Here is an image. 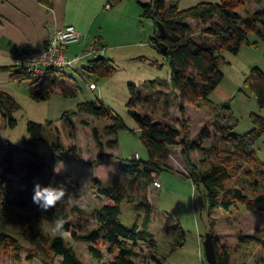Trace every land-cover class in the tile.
<instances>
[{
	"label": "rangeland",
	"instance_id": "1",
	"mask_svg": "<svg viewBox=\"0 0 264 264\" xmlns=\"http://www.w3.org/2000/svg\"><path fill=\"white\" fill-rule=\"evenodd\" d=\"M110 1L113 7L110 10L102 8L104 12L101 15L106 28L103 35L110 40L104 53L109 72L101 74L84 69L89 64L88 59L93 56L87 54L76 60L74 67L59 69L56 90L48 99L41 100L31 95L34 77H14L15 93L11 94L21 105L14 111L16 124L11 126L0 116V177L6 178L0 185V213L7 219L0 230L15 235L22 248L0 242V264H63L60 255L26 257L31 247L21 235L23 221L30 223L40 219V226L50 235H54L53 221L58 217L72 221V230L86 231L97 224L93 212L106 203H113L110 195L100 191V187L105 186L110 187L112 193H123L121 218L126 224H131L135 219L139 222L144 219L146 209L139 202L148 201L152 205L149 230L156 247L150 249L146 243H140L144 248L142 256L138 258L140 264H209L203 239L206 231L212 227L219 250L227 249L231 263L264 264V211L252 212L238 201L228 208L215 205L210 210L204 186L190 176L180 142L170 146L169 154L162 159L172 168L163 167L155 181L146 188L143 180L122 170L126 158L145 160L149 157L134 113H148L154 121L182 127L179 141L187 135L190 139L200 140L207 150L215 143L219 146L220 155L230 152L231 145L222 138L218 123L229 124L231 131L246 134L254 125L252 114L264 116V100L245 81L252 66L258 65L264 69L259 63L250 65L251 57H264V53L260 54V49L264 50V38L256 34L262 43L256 49L243 44L239 53L227 52L222 65L224 78L209 93V100L189 102L180 96L177 88L169 85L170 66L152 39L157 32L153 20L141 14L134 17V11H130L128 6L125 8L134 0ZM263 6L264 1L257 3L247 0L238 9L245 15V11L253 12ZM186 23L193 31L195 40L210 38L213 41V37L207 33L210 22L187 19ZM256 36L249 34L251 39H256ZM68 48H78L80 51L81 46L75 42L69 44ZM85 74L97 79V88L87 86ZM152 79L165 80L160 92L157 87H145L141 92L142 98L130 103L134 96L130 84L143 87ZM63 83L75 89L73 93H63ZM146 92L151 94L149 100L146 99ZM95 98L101 99L112 114L120 116L125 127L114 133H106L104 126L113 123L111 116L97 117L83 112L74 115L76 126L73 130L62 126L61 115L64 111H74L78 103ZM29 120L42 124V139L32 136L27 127ZM93 126L98 127L102 144L94 138ZM56 136H59L64 149L75 145L79 158L69 161L54 159L52 143ZM113 139L116 141L110 146L109 141ZM252 147L264 162V134L254 141ZM216 153V150H212L210 157L215 158ZM204 154L202 149L195 148L190 156L200 165L199 159ZM233 157V162L229 161L228 164L241 163L242 168L226 179L225 185L241 186L251 197L263 192L264 178L261 175V185H252L250 172L256 169V163L247 157ZM101 158L106 160L101 161ZM42 162L45 166L40 168L39 176H35L36 183L42 186L66 183L69 196L55 208L44 211L33 203L32 192L26 198L32 212L22 210L13 202L18 196L17 191L23 187L22 177L31 163L39 165ZM54 168L60 169L58 174ZM177 221L185 231L186 240L182 247L170 252L174 240L167 231H173ZM62 235L86 264H107L117 253L108 252L107 244L100 241L97 246L101 249L102 257L96 258L88 249V244L74 239L71 231ZM198 237L201 238V248Z\"/></svg>",
	"mask_w": 264,
	"mask_h": 264
},
{
	"label": "trees",
	"instance_id": "2",
	"mask_svg": "<svg viewBox=\"0 0 264 264\" xmlns=\"http://www.w3.org/2000/svg\"><path fill=\"white\" fill-rule=\"evenodd\" d=\"M138 1L143 7L142 16L152 19L156 27H158L157 22L164 24L166 33L163 40L166 47H162L158 28L152 39L157 50L170 66V87L177 88L180 91V96L189 102L201 103L209 100V93L224 77L222 65L226 61L227 52L236 54L243 44L258 45L257 40L250 39V33L264 38V6L253 12L245 11L246 14L244 15L240 13L238 8L247 0L202 1L187 8L179 7L177 0H172L169 3L167 0ZM253 1L260 3L264 0ZM187 19L210 22L211 25L207 28V33L213 37V41L210 38L204 39V41L195 40L193 31L186 23ZM96 55L97 53L88 59L89 64L84 69L101 74L109 72L107 57L104 55L97 58ZM15 67H11L14 76L22 78L27 75L32 76L26 68L21 67L19 70H14ZM4 68L8 67L5 66ZM57 71L58 69L50 67L45 75L32 76L35 78L33 81L34 88L31 92L33 98L41 100L51 96L58 84ZM245 81L264 100V69L258 65L253 66ZM164 84L165 80L162 79L149 80L143 87L131 83L130 89L134 96L130 103L142 98L143 88L156 89L157 87L159 88L157 91L160 92V86ZM61 90L65 94H71L75 89H72L69 84L63 83ZM145 94L146 99L149 100L151 94L148 92ZM165 101L168 102V99ZM20 106V103L11 93L0 89V113L9 125L14 126L16 124L14 111ZM77 112L88 113L97 117L111 116L113 123L104 126L106 133H114L125 127L124 120L120 116L112 114L99 98L87 99L78 103L77 109L74 111H64L61 115L62 126H67L73 130L76 126L74 115ZM133 115L141 128L140 137L148 149L149 157L145 160L135 157L126 158L122 170L143 180L145 188L155 181V177L163 167L172 168L162 159L169 154L170 146L180 142L183 145L181 152L190 169V176L195 182L204 186L205 197L210 210L215 205L228 208L238 201L242 202L252 212L264 211V191L251 197L245 193L241 186L230 187L225 185L226 179L234 176L235 172L242 168L241 163L228 164L229 161L233 162L235 155L247 157L256 163V169L250 172L253 176L252 185H261L262 180L259 175L264 178V162L257 156L252 144L264 134V116L253 113L254 125L246 134L231 131L229 124L218 123L222 138L231 145L230 152L220 155L219 146L215 143L207 150L200 140L190 139L187 135H184L185 137L179 141L182 127H174L167 123L154 121L148 113H134ZM27 127L32 136L37 139L43 138L44 130L41 123L29 120ZM92 130L94 138L99 144H102L98 127L93 126ZM115 141L116 139L109 141V145L113 146ZM195 148H200L205 152L199 159V163L203 167L196 164L190 156L191 151ZM212 150L217 151L215 158L210 157ZM76 151L75 145H72L70 149H64L59 136L53 140L52 152L53 158L56 160L69 161L79 158ZM105 160L101 158V161ZM44 166V162L39 165L31 163L28 166L27 173L22 177L23 187L19 188L18 196L13 199V202L20 209L32 212L26 198L33 192L36 183L35 176H39L40 168H44ZM5 181L6 178L1 176L0 185ZM94 181L97 182V179ZM100 191L110 195L113 198V203H106L93 212L97 224L86 231H76L71 229L72 221L66 220L64 232L71 231L74 239L86 242L88 249L96 258L102 257L101 249L97 243L100 241L106 243L108 252H117L107 264H140L138 258L142 256L144 250L140 243H146L150 249L156 247L153 234L149 230L152 205L148 201L139 202L146 209L144 219L142 222L135 219L131 224H126L121 218L120 201L123 198V193H112L110 187L106 186L100 187ZM6 223L5 215L0 213V226L3 227ZM175 225L173 231H167L174 240L170 252L182 247L186 240L185 231L180 223L177 221ZM211 229L213 231V227ZM213 233L220 264H234L230 262L227 249L219 250L215 232L213 231ZM21 235L31 247L29 253L26 254L27 258L37 254L44 257L53 254L60 255L63 264H86L62 234L50 235L46 233L40 226V219L30 223L23 221ZM0 242L15 248H22L19 239L4 229L0 230ZM153 258L156 259L155 256ZM157 261L158 263L161 262Z\"/></svg>",
	"mask_w": 264,
	"mask_h": 264
},
{
	"label": "crops",
	"instance_id": "3",
	"mask_svg": "<svg viewBox=\"0 0 264 264\" xmlns=\"http://www.w3.org/2000/svg\"><path fill=\"white\" fill-rule=\"evenodd\" d=\"M170 1L172 0H167V3ZM177 1L179 7L187 8L202 1L217 2L218 0ZM108 2H110V6L106 7L105 3ZM127 6L130 11H134V17L142 15L143 7L138 0L126 4L125 8ZM112 7L110 0H0V89L14 94L15 76L11 67L16 66V55L25 48L41 49L54 35L56 29L66 24H74L81 32V39L77 41L81 46L80 51L78 48L71 50L67 46L68 55L74 56L95 45L97 47L102 45L103 48L100 51L105 53V48L110 45V40L105 34L103 35L106 28H104V21L101 18L104 12L102 8L110 10ZM251 40L258 41V45L247 44L255 49L262 44L257 36L256 39ZM260 50V54L264 53V50ZM251 58L250 65L259 63L264 67V57ZM5 66L8 68H4ZM17 67L14 70H17ZM201 244V238L198 237L199 248H201Z\"/></svg>",
	"mask_w": 264,
	"mask_h": 264
},
{
	"label": "built area",
	"instance_id": "4",
	"mask_svg": "<svg viewBox=\"0 0 264 264\" xmlns=\"http://www.w3.org/2000/svg\"><path fill=\"white\" fill-rule=\"evenodd\" d=\"M106 7L110 3H106ZM81 39V32L72 24H66L56 29L54 35L45 43L41 49L25 48L15 57V65L24 67L29 74L35 77L46 74L50 67L62 69L64 67H74L75 61L85 57L87 54L95 55L103 46L95 45L87 51H81L74 56L67 53V46L72 42ZM86 84L89 88H97V79L91 75L85 74Z\"/></svg>",
	"mask_w": 264,
	"mask_h": 264
},
{
	"label": "clouds",
	"instance_id": "5",
	"mask_svg": "<svg viewBox=\"0 0 264 264\" xmlns=\"http://www.w3.org/2000/svg\"><path fill=\"white\" fill-rule=\"evenodd\" d=\"M59 171V168H54V172H56L57 174L59 173ZM66 196H69L66 183L62 182L56 185L49 184L47 186H42L37 182L34 185L32 201L39 208L47 211L50 208H55L58 203L66 198ZM65 223H67V221L64 218H56L53 221V233L63 234V232L65 231Z\"/></svg>",
	"mask_w": 264,
	"mask_h": 264
},
{
	"label": "water",
	"instance_id": "6",
	"mask_svg": "<svg viewBox=\"0 0 264 264\" xmlns=\"http://www.w3.org/2000/svg\"><path fill=\"white\" fill-rule=\"evenodd\" d=\"M158 25V36L160 38V42L162 44V47L165 48L166 44L163 40L166 30L165 26L162 22H157ZM104 56V51H100L97 53L96 57L100 58ZM17 70L21 69V67H17ZM203 246L205 250V255L207 258V261L209 264H220L218 257H217V250H216V243H215V238H214V233L211 229H208L205 233V237L203 239Z\"/></svg>",
	"mask_w": 264,
	"mask_h": 264
}]
</instances>
